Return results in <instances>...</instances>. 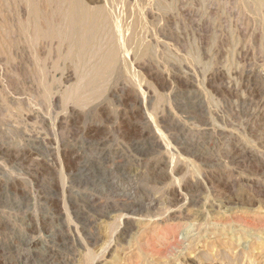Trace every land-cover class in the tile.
<instances>
[{
    "label": "rangeland",
    "instance_id": "rangeland-1",
    "mask_svg": "<svg viewBox=\"0 0 264 264\" xmlns=\"http://www.w3.org/2000/svg\"><path fill=\"white\" fill-rule=\"evenodd\" d=\"M25 1L0 0V264H264L263 14L248 0H84L111 13L78 51L36 40L58 5L33 1L37 17ZM111 47L120 62L93 90Z\"/></svg>",
    "mask_w": 264,
    "mask_h": 264
},
{
    "label": "bare ground",
    "instance_id": "bare-ground-1",
    "mask_svg": "<svg viewBox=\"0 0 264 264\" xmlns=\"http://www.w3.org/2000/svg\"><path fill=\"white\" fill-rule=\"evenodd\" d=\"M15 1V0H14ZM17 1V0H16ZM33 1H35V0H26L25 2H27V5H29V7L31 8H29L30 10H32V14L34 15L35 14V16H37L38 15V11H37V9H39V8H37V7H35L34 5H35V3L38 1H36L35 3L33 2ZM47 1H50V0H47ZM51 1H55V3H57V5H58V8H57V5H56V10H57V13H56V15L57 14H59V16H60V18H61V20L64 22V23H66V25H65V27L63 28V30L61 29V31H60V29L59 30H57L56 28H57V26L56 27H54L53 25H56V23H57V21H60L59 23H61V20H59L60 18L58 17V15H57V17H58V19H56L57 21H53V19H55V16H53V19H49L48 21H50V24H53L52 25V27H54L55 29L54 30H52L51 31V29H52V27H51V29H48V25H47V21L45 22V24H46V27H47V29H46V27L45 26H43V24H42V27L39 25V23H40V21L38 22L37 21V26H35V25H33V27H36V33L38 34V36L36 35V37H37V39L36 40H39V39H41V38H39V36L41 37V36H43V35H49L48 37H50V35H58L59 37H57V35L55 36V37H57V39L59 38L60 39V36H62L64 39H65V42H67L68 44H70L69 45V48H72L73 46H75L76 47V49H79L78 51H83L84 49H87L88 47H92V46H90L91 45V42L94 40V35L95 34H97L96 32H98L99 30H98V27L100 26V24H103V23H101L102 21H103V19L104 20H106L107 18H108V15H109V13H111L110 12V10H109V13H108V15L106 14V13H103V14H106L107 15V17H106V19L105 18H103V14H102V12L100 11V9L101 10H103V8H105V7H103V8H97V6L96 7H90V6H88V5H90V4H86V1L84 2V0L82 1V0H51ZM90 1V3H101L100 1L101 0H89ZM104 1V0H103ZM110 1V0H109ZM109 1L107 0V4L109 5L110 3H109ZM118 1V0H117ZM116 1V2H117ZM125 1H127V0H125ZM138 1V0H137ZM137 1H136V3H137ZM152 1V0H151ZM247 1V0H246ZM249 1V2H248ZM247 1V3H250V4H248V6H249V9H250V7H253V11H257V12H259V13H254V12H252V14H255V15H257L258 14V16L259 15H261V14H263V16H264V0H248ZM24 2V1H23ZM40 2V1H39ZM43 2H45V1H43ZM53 2H51L50 4H53ZM110 2H112V0L110 1ZM115 2V3H116ZM128 2H132V0L130 1V0H128ZM145 2H146V0H145ZM144 2V3H145ZM153 2H158V0L157 1H153ZM159 2H160V0H159ZM169 2V1H168ZM241 2H242V0H241ZM245 2V1H244ZM20 3V2H19ZM124 3H126V5H127V2H124ZM142 3H143V0H142ZM147 3V2H146ZM145 3V4H146ZM149 3H151L150 2V0H149ZM164 3V2H163ZM171 3V2H170ZM247 3H244L243 5H247ZM37 4V6H38V3H36ZM46 4V3H45ZM104 4V3H103ZM114 4V3H113ZM133 4H134V2H133ZM140 4H141V1H140ZM144 4V5H145ZM153 4V3H152ZM161 4V3H160ZM23 5V4H22ZM27 5H24L25 7L27 6ZM112 5V4H111ZM118 5V4H117ZM124 5V4H123ZM125 5V6H126ZM129 5V4H128ZM134 5H136V4H134ZM186 5V4H185ZM245 5V6H246ZM252 5V6H251ZM49 6V5H48ZM55 6V5H54ZM53 6V7H54ZM103 6V5H102ZM101 6V7H102ZM105 6V5H104ZM113 6H115V4L113 5ZM112 6V7H113ZM121 6H122V3H121ZM130 6V5H129ZM146 6V5H145ZM145 6H144V8H145ZM150 6V5H149ZM156 6V5H155ZM159 6V5H158ZM163 6V5H162ZM242 6V5H241ZM248 6H246V8L248 7ZM28 7V6H27ZM39 7V6H38ZM50 7V6H49ZM109 7V6H108ZM124 7V6H123ZM137 7V6H136ZM135 7V8H136ZM157 7V6H156ZM161 7V6H160ZM37 8V9H36ZM55 8V7H54ZM110 8H111V6H110ZM110 8H108V9H110ZM119 8V7H118ZM122 8V7H121ZM126 8H127V11L129 12L130 10H128V7L126 6ZM125 8V9H126ZM131 8V7H130ZM133 8V7H132ZM140 8V7H139ZM245 8V7H244ZM243 8V9H244ZM117 9V8H116ZM124 8H122V10H123ZM124 9V10H125ZM164 9V8H163ZM171 9V8H170ZM188 9V8H187ZM27 10H28V8H27ZM42 10V9H41ZM105 10V9H104ZM107 10V9H106ZM122 10H120L121 11V13H124V12H122ZM138 9H134L133 11H137ZM141 10H143V9H141ZM165 10V9H164ZM163 10V11H164ZM251 10V9H250ZM47 11V10H46ZM113 11H115V9H113ZM127 11H125V13L127 12ZM148 11V10H147ZM146 11V12H147ZM156 11H157V9H156ZM248 11V10H247ZM246 11V12H247ZM26 12V11H25ZM29 12H31V11H29ZM34 12V13H33ZM39 12H40V10H39ZM42 12V11H41ZM103 12H105V11H103ZM117 12H119V11H117ZM145 12V13H146ZM149 12V11H148ZM162 12V11H161ZM249 12V11H248ZM43 13V12H42ZM120 13V14H121ZM124 13V14H125ZM132 12H130L129 14L130 15H132L131 14ZM134 13V15H135V13L136 12H133ZM151 13V12H150ZM190 13V12H189ZM192 13V12H191ZM250 13V12H249ZM23 14H25V13H23ZM29 14V13H28ZM44 14V13H43ZM43 14L42 15H39V16H43ZM53 14V13H52ZM52 14H51V16H52ZM119 14V15H120ZM124 14H123V16H122V19H123V21H125L126 19H128L129 20V18L131 19V16L130 17H128L127 18V16H129V15H127L128 13H126L125 15H127L125 18V20H124ZM147 14V13H146ZM152 14V13H151ZM193 14V13H192ZM27 15V14H26ZM114 15H116V16H118L115 12H114ZM137 15V14H136ZM148 15V14H147ZM153 15V14H152ZM157 15V14H156ZM155 15V16H156ZM164 15V14H163ZM162 15V16H163ZM190 15V14H189ZM29 16V15H28ZM30 16H31V13H30ZM48 16V18H49V16L50 15H47ZM51 16H50V18H51ZM113 16V15H112ZM133 16V15H132ZM139 16V15H138ZM138 16H137V18H138ZM166 16V15H165ZM251 16H254V15H251ZM38 17V16H37ZM46 17V16H45ZM153 17V16H152ZM261 17H262V15H261ZM32 18V17H31ZM31 18H29V19H31ZM35 18V17H34ZM113 18V17H112ZM115 18V17H114ZM116 18H118L119 19V16L118 17H116ZM134 18V17H133ZM137 18H136V16H135V19H134V21H138L137 20ZM140 18V17H139ZM255 18V17H254ZM264 18V17H263ZM38 19V18H37ZM36 18H35V20H37ZM42 19V18H41ZM47 19V18H46ZM45 19V20H46ZM111 19V18H110ZM121 19V20H122ZM256 19H258V18H256ZM256 19H254V20H256ZM260 19H262V18H260ZM27 20V19H26ZM31 20H34L33 18L31 19ZM43 20H44V16H43ZM42 20V21H43ZM259 20V19H258ZM263 20V19H262ZM29 21V20H28ZM42 21H41V23H42ZM109 22L111 21V20H108ZM122 21V22H123ZM133 21V20H132ZM141 21H143L142 20V17H141ZM23 23H24V21H22ZM31 22V21H30ZM30 22L29 23H27V25L29 24V28H30ZM33 22V21H32ZM44 22V21H43ZM52 22V23H51ZM55 24H54V23ZM111 22H113V21H111ZM119 22V21H118ZM121 22V21H120ZM121 22V23H122ZM128 21L126 20L125 21V24L127 23ZM258 22V21H257ZM262 21H260V23H261ZM35 23V22H34ZM59 23H57L58 24V26L60 25ZM133 23V22H132ZM137 23V22H136ZM138 23H140V22H138ZM137 23V24H138ZM36 24V23H35ZM116 24V23H115ZM124 24V22H123V25H125ZM134 24V23H133ZM137 24L135 25V26H137ZM141 24H142V22H141ZM258 24V27H261V26H259L260 24L259 23H257ZM31 25H32V23H31ZM110 25H111V23H110ZM119 25V24H118ZM130 25V24H129ZM140 25V24H139ZM143 25V24H142ZM21 26V25H20ZM23 26V25H22ZM63 26V23L61 24V26H59V27H62ZM113 26V25H112ZM127 27H129L128 25H126ZM125 26V27H126ZM141 26V25H140ZM263 26V25H262ZM25 27H27V26H25ZM32 27V26H31ZM43 27H45L44 28V30H43ZM49 27H50V25H49ZM58 27V28H59ZM110 27V26H109ZM131 27V26H130ZM143 27L144 26H142V29H143ZM102 28V27H101ZM106 28V27H105ZM120 28H123V26L121 25V27ZM133 27H131V29L129 30V31H131V32H133V34L132 35H135L134 33L136 32L135 31V29L137 28H134V31H132L133 29H132ZM263 28V27H262ZM28 28H26V30H27ZM35 28H33V30H34ZM46 29V30H45ZM111 29H112V27H111ZM123 29H125V28H123ZM259 29V28H258ZM257 29V30H258ZM26 30H25V32H26ZM98 30V31H97ZM106 30V29H105ZM126 30V29H125ZM137 30V29H136ZM139 30H141V29H139ZM261 30V29H260ZM259 30V31H260ZM263 30V33H262V35H264V28L262 29ZM30 31V30H29ZM32 31V30H31ZM35 31V30H34ZM111 31V30H110ZM119 31V30H118ZM117 31V32H118ZM143 31V30H142ZM23 32H24V30H23ZM24 32V33H25ZM28 32V31H27ZM101 32V31H100ZM125 32V34L124 35H126V34H128V33H126L127 31H124ZM144 32V31H143ZM110 33V32H109ZM108 33V34H109ZM114 33V32H113ZM112 33V34H113ZM120 33H121V30H120ZM145 33V32H144ZM144 33H143V35H144ZM29 34V33H28ZM261 34V33H260ZM21 35H22V33H21ZM107 35V34H106ZM110 35V34H109ZM122 36L121 37H118V38H122L123 37V33L121 34ZM131 35V34H130ZM130 35H129V38H131V37H133L132 35H131V37H130ZM137 35H140V33L139 34H137ZM147 35V34H146ZM261 35V36H262ZM27 36V35H26ZM115 36V35H114ZM128 36V35H127ZM47 36L46 37H44V38H46L47 40H48V42H49V38H48ZM100 37H102V36H100ZM106 37V36H105ZM111 37V36H110ZM137 37V36H136ZM27 38V37H26ZM95 38H96V36H95ZM99 38V37H98ZM134 38V37H133ZM140 38V37H139ZM142 38H143V36H142ZM263 38H264V36H263ZM262 38V39H263ZM42 39H43V37H42ZM46 39H44L45 40V42H46ZM51 40L52 39H54V38H50ZM69 40V42L67 41V40ZM109 39V38H108ZM113 40H114V37L112 38ZM127 39V41L129 40L128 39V37L126 38ZM137 39V38H136ZM145 39V38H144ZM143 39V40H144ZM32 40V39H31ZM50 40V41H51ZM55 40V39H54ZM103 40H104V37H103ZM110 40V39H109ZM109 40H107V41H109ZM120 40V39H119ZM118 40V41H119ZM34 41V40H33ZM43 41V40H42ZM42 41H41V44H42ZM57 41V40H56ZM96 41V40H95ZM98 41V40H97ZM130 41H131V39H130ZM133 41V40H132ZM136 41V40H135ZM134 41V42H135ZM27 42V41H26ZM38 43H39V41H37ZM54 42V41H53ZM61 42H64V40L63 41H61ZM61 42L59 41L58 43H60L61 44ZM64 42V43H65ZM71 42V43H70ZM102 42V41H101ZM138 42V41H137ZM145 42V41H144ZM28 43H29V41H28ZM111 43V42H110ZM115 43H116V41H115ZM119 43H120V41H119ZM123 43V42H122ZM126 43V42H125ZM129 43V42H128ZM146 43V42H145ZM144 43V44H145ZM33 44V43H32ZM36 43H34V45H35ZM46 44V43H45ZM44 44V45H45ZM49 44V43H48ZM55 44V43H54ZM71 44L73 45L72 47H71ZM92 44H94L93 42H92ZM102 44V43H101ZM114 44V43H113ZM112 44V45H113ZM137 43H135V45H136ZM147 44H148V42H147ZM28 45V47L30 46L29 44H27ZM33 45V46H34ZM56 45H57V43H56ZM67 45V44H66ZM116 45V44H115ZM120 45L122 46V44L120 43ZM126 45V44H125ZM130 45V44H129ZM129 45H127L128 47H129V50H130V46ZM135 45L133 46L134 48H135ZM146 45V44H145ZM145 45H143V47L142 48H144L145 47ZM45 46H47V45H45ZM49 46V45H48ZM68 46V45H67ZM66 46V47H67ZM104 46V45H103ZM102 46V47H103ZM109 46V45H108ZM123 46H124V43H123ZM137 46H139V45H137ZM42 47H43V45H42ZM62 47V46H61ZM64 47H65V45H64ZM96 47V46H95ZM94 47V48H95ZM101 46H100V48H102ZM105 47V46H104ZM114 47V46H113ZM128 47H126V48H128ZM132 47V48H133ZM53 48V47H52ZM57 48V47H56ZM60 48V47H59ZM74 48V47H73ZM72 48V49H73ZM99 48V47H98ZM131 48V49H132ZM139 48V47H138ZM146 48V47H145ZM148 48V47H147ZM150 48V47H149ZM35 49V48H34ZM46 49V48H45ZM54 49V48H53ZM75 49V50H76ZM96 49V48H95ZM114 49V48H113ZM112 49V47L107 51L106 50V52L105 51H103V52H105V53H103L102 54V58H101V65L100 64H98V69L95 71V72H93L92 70V72L93 73H95V75H93L90 79H88L87 80V82H85V83H87L86 85H88L90 88H94L95 89V87L98 85V82L102 79V78H104V77H106V75L110 72L109 70H111V72H113L112 70H113V68L115 67V66H117V64L120 62V58H118V56L116 55L117 54V52H118V48L116 47L115 49H117V52H115L114 50ZM136 50H137V47L135 48ZM134 49V50H135ZM46 50H48V48L46 49ZM69 50V49H68ZM91 50V49H90ZM104 50V49H103ZM124 50V49H123ZM127 50V49H126ZM45 51V50H44ZM51 51V50H50ZM85 51V50H84ZM92 51H93V49H92ZM138 51V50H137ZM143 51V52H142ZM237 51H238V54H243V50L240 48V47H237ZM73 52V51H72ZM99 52H102L101 50L99 51ZM123 52V51H122ZM133 53H134V51H132ZM131 52V53H132ZM147 52V51H146ZM52 53V52H51ZM60 53V52H59ZM70 53V52H69ZM77 53H79V52H77ZM77 53H76V55H77ZM83 53V52H82ZM81 53V54H82ZM119 53V52H118ZM123 53H125V52H123ZM135 53H137V52H135ZM141 55H140V53H138V55H140V56H142V55H144L143 53H144V50L143 49H141ZM49 53H47L46 55H48ZM66 54V53H65ZM68 54V53H67ZM84 54H85V52H84ZM126 54L128 55V53L126 52ZM56 55H58V54H56ZM60 55V54H59ZM87 55V54H86ZM125 55V54H124ZM130 55V54H129ZM132 55V54H131ZM52 56V55H51ZM55 56V55H54ZM53 56V57H54ZM84 56V55H83ZM96 56V55H95ZM99 56V55H98ZM120 56V55H119ZM133 56V55H132ZM135 56V55H134ZM140 56H139V58H140ZM46 57V56H45ZM57 57V56H56ZM78 57H80L79 55H78ZM88 57H90L89 55H88ZM93 58H94V56H92ZM100 57H101V55H100ZM124 57H126V56H124ZM123 57V59L125 60V58ZM43 58V57H42ZM41 58V59H42ZM59 58V57H58ZM58 58H57V60H58ZM75 58H77V57H75ZM87 58V57H86ZM92 58V59H93ZM97 58V57H96ZM128 58V57H127ZM134 58V57H133ZM138 58V57H137ZM142 58H143V56H142ZM56 59V58H55ZM62 59V58H61ZM73 59V58H72ZM88 59H90V58H88ZM87 59V60H88ZM64 60H65V58H64ZM68 60V59H67ZM71 60V59H70ZM76 61H77V59H75ZM99 60V59H98ZM53 61V60H52ZM94 61V60H93ZM131 61V60H130ZM43 63H44V61H42ZM58 62V61H57ZM69 62V61H68ZM79 61H77V63H78ZM87 62H89V61H87ZM96 62V61H95ZM125 62V61H124ZM136 62V61H135ZM39 63V62H38ZM80 63V62H79ZM91 63V62H90ZM90 63H88V64H90ZM126 63L128 64L129 63V61H127L126 60ZM139 63H141V62H139ZM40 64V63H39ZM130 64V63H129ZM129 64L127 65V66H129ZM143 64V63H142ZM44 65V64H43ZM53 65V64H52ZM64 65V64H63ZM78 65V64H77ZM76 65V66H77ZM96 65V64H95ZM135 65V64H134ZM54 66V65H53ZM124 66H125V64H124ZM59 67H62V66H59ZM70 67V66H69ZM75 67V66H74ZM93 67V66H92ZM41 68H43V67H41ZM83 68V67H82ZM57 69V68H56ZM91 69V68H90ZM94 69V68H93ZM96 69V68H95ZM125 69V68H124ZM128 69V68H127ZM131 69V68H130ZM42 70V69H41ZM46 70V69H45ZM80 70V69H79ZM82 70V69H81ZM88 70V69H87ZM86 70V71H87ZM43 71V70H42ZM41 71V72H42ZM57 71V70H56ZM76 72H77V70H75ZM85 71V72H86ZM128 71V70H127ZM91 72V73H92ZM228 72V71H227ZM44 73V72H43ZM49 73V72H48ZM70 73V72H69ZM82 73V72H81ZM87 73H89V72H87ZM86 73V74H87ZM92 73V74H93ZM130 73V72H129ZM134 73H136L135 71H134ZM146 73V72H145ZM149 73V72H148ZM231 74H235L236 72H235V70H233L232 72H230ZM83 74V73H82ZM82 74H81V76H82ZM90 74V73H89ZM89 74H87L86 76H87V78H89ZM91 74V75H92ZM139 74V73H138ZM150 74V73H149ZM222 74V73H221ZM50 75V74H49ZM68 75H70V74H68ZM67 75V78L69 79V76ZM74 75V74H73ZM227 76H228V73L226 74ZM52 76V75H51ZM64 76V75H63ZM80 76V75H79ZM85 76V77H86ZM108 76V75H107ZM112 76V75H111ZM133 76V75H132ZM139 76V75H138ZM224 76V75H223ZM40 77V76H39ZM71 77V76H70ZM129 77V76H128ZM135 77V76H134ZM64 78V77H63ZM86 78V79H87ZM140 78V77H139ZM135 79H136V77H135ZM138 79V78H137ZM65 80V79H64ZM78 80V79H77ZM80 80V79H79ZM104 80V79H103ZM41 81V80H40ZM46 81V80H45ZM83 81V80H82ZM82 81H81V83H82ZM107 81V80H106ZM103 82V81H102ZM45 83V82H44ZM100 83V82H99ZM46 84H48V83H46ZM79 84V83H78ZM77 85V84H76ZM81 85V84H80ZM103 85H104V83H103ZM102 85V86H103ZM44 86V85H43ZM49 86H50V84H49ZM75 86V85H74ZM99 86H100V84H99ZM102 86H100V88H102ZM44 88V87H43ZM45 88H46V86H45ZM74 88V87H73ZM78 88V87H77ZM97 88V87H96ZM76 89V88H75ZM74 89V90H75ZM83 89H84V87H83ZM83 89H81V92H82V90ZM88 89V88H87ZM93 89V90H94ZM80 90V89H79ZM85 90H86V88H85ZM44 91V90H43ZM45 91H47V89L45 90ZM48 91H50V90H48ZM76 91H78V90H76ZM86 91H89V90H86ZM98 91H99V89H98ZM97 91V92H98ZM70 92V91H69ZM100 92V91H99ZM77 93V92H76ZM78 93H80V92H78ZM87 93V92H86ZM96 93V92H95ZM94 93V94H95ZM102 93V92H101ZM100 93V94H101ZM72 94V93H71ZM93 94V93H92ZM93 94V95H94ZM98 94V93H97ZM67 95V94H66ZM69 95V94H68ZM74 95H75V93H74ZM84 95V94H83ZM88 95V94H87ZM102 95V94H101ZM71 96V95H70ZM82 96V95H81ZM96 96V95H95ZM63 97V96H62ZM62 97H59L60 99L62 98ZM66 97V96H65ZM68 97V96H67ZM75 97H76V95H75ZM83 97H81L80 99H82ZM90 98V97H89ZM149 98V97H148ZM68 99V98H67ZM66 99V100H67ZM78 99V98H77ZM91 99V98H90ZM150 99V98H149ZM148 99V100H149ZM54 100H56V97L54 98ZM62 100V99H61ZM64 100V99H63ZM69 100V99H68ZM74 100V99H73ZM79 100V99H78ZM83 100H85V99H83ZM86 101H87V99H86ZM79 102V101H78ZM82 102V101H81ZM145 102V101H144ZM75 103H77V102H75ZM81 105V104H80ZM84 105H85V103H84ZM82 106V105H81ZM126 217V216H125ZM128 219V218H127ZM192 226V225H191ZM186 227H188L187 225H186ZM212 227V226H211ZM193 228H195V227H193ZM204 228V227H203ZM210 228V227H209ZM199 229V228H198ZM225 229H226V227H225ZM263 229V228H262ZM193 230V229H192ZM191 232V231H190ZM198 232V231H197ZM225 233H227V231L225 232ZM192 234V233H191ZM246 234V233H245ZM216 235V234H215ZM227 235V234H226ZM247 235H249V234H246V236ZM176 236V235H175ZM212 236V235H211ZM232 236V235H231ZM252 236V235H251ZM208 237V236H207ZM210 237V236H209ZM214 237V236H213ZM224 238H227L228 239V237H224ZM235 238V237H234ZM237 238V237H236ZM252 238V237H251ZM253 239V238H252ZM203 240V239H202ZM222 240V239H221ZM225 241V240H224ZM234 241V240H233ZM240 241V240H239ZM244 241H246V240H244ZM253 241V240H252ZM188 242V241H187ZM220 242V241H219ZM241 242V241H240ZM177 243V242H176ZM175 243V244H176ZM221 243H223V242H221ZM247 243H248V241H247ZM226 244V243H225ZM224 244V245H225ZM231 244V243H230ZM229 244V245H230ZM252 244H253V246H254V244H256L255 246L257 247L256 249L258 250V251H256V253H257V255L261 258V260H262V262L264 263V238H257V239H255L253 242H252ZM189 245V244H188ZM227 245V244H226ZM237 245V244H236ZM240 245V244H239ZM183 246V245H182ZM187 246V245H186ZM227 247V246H226ZM237 247V246H236ZM250 247V246H249ZM109 248V247H108ZM192 249H194V248H192ZM225 249V248H224ZM223 249V250H224ZM238 250V249H237ZM239 250H240V248H239ZM188 251V250H187ZM193 251V250H192ZM180 252V251H179ZM191 253V252H190ZM196 253V252H195ZM194 253V254H195ZM201 253V252H200ZM210 253V252H209ZM222 253H224V251L222 252ZM236 253V252H235ZM197 254V253H196ZM211 254V253H210ZM237 254V253H236ZM236 254H235V256H236ZM180 256V255H179ZM194 256V255H193ZM200 256V255H199ZM230 257H231V255H230ZM234 257V256H233ZM232 257V258H233ZM193 258V257H192ZM222 258V257H221ZM200 259V258H199ZM227 259V258H226ZM231 259V258H230ZM171 260V259H170ZM229 260V259H228ZM231 260H233V259H231ZM203 261V260H202ZM191 262V261H190ZM189 262V263H190ZM250 262H248V264H249Z\"/></svg>",
    "mask_w": 264,
    "mask_h": 264
}]
</instances>
